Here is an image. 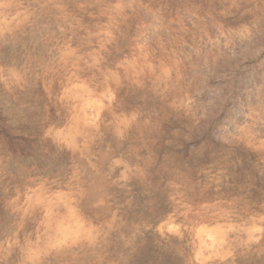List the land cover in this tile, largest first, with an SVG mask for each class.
Returning <instances> with one entry per match:
<instances>
[{"label": "rangeland", "instance_id": "1", "mask_svg": "<svg viewBox=\"0 0 264 264\" xmlns=\"http://www.w3.org/2000/svg\"><path fill=\"white\" fill-rule=\"evenodd\" d=\"M160 263L264 264V0H0V264Z\"/></svg>", "mask_w": 264, "mask_h": 264}, {"label": "bare ground", "instance_id": "2", "mask_svg": "<svg viewBox=\"0 0 264 264\" xmlns=\"http://www.w3.org/2000/svg\"><path fill=\"white\" fill-rule=\"evenodd\" d=\"M61 227V226H60ZM61 230V229H60ZM72 231H75V232H72ZM62 234H64V235H66V234H70V233H72L71 235H76L77 233V231L76 230H71V228L69 227V226H66L64 229H63V231H60ZM161 264V263H160Z\"/></svg>", "mask_w": 264, "mask_h": 264}]
</instances>
